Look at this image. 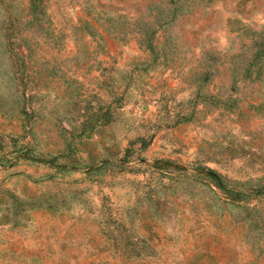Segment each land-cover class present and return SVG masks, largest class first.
<instances>
[{"label": "rangeland", "instance_id": "1", "mask_svg": "<svg viewBox=\"0 0 264 264\" xmlns=\"http://www.w3.org/2000/svg\"><path fill=\"white\" fill-rule=\"evenodd\" d=\"M0 0V264H264V0Z\"/></svg>", "mask_w": 264, "mask_h": 264}, {"label": "trees", "instance_id": "2", "mask_svg": "<svg viewBox=\"0 0 264 264\" xmlns=\"http://www.w3.org/2000/svg\"><path fill=\"white\" fill-rule=\"evenodd\" d=\"M34 1L38 2L37 5H33V8H34V9H37L41 0H34Z\"/></svg>", "mask_w": 264, "mask_h": 264}]
</instances>
